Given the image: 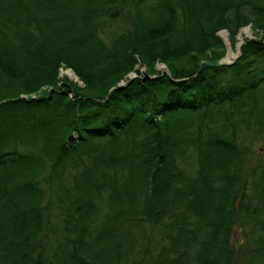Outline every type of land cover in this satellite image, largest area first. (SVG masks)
Returning a JSON list of instances; mask_svg holds the SVG:
<instances>
[{
  "label": "trees",
  "instance_id": "1",
  "mask_svg": "<svg viewBox=\"0 0 264 264\" xmlns=\"http://www.w3.org/2000/svg\"><path fill=\"white\" fill-rule=\"evenodd\" d=\"M116 18L130 28L108 45L98 32ZM245 24L263 35L194 72L224 56L220 29L232 45ZM255 131L264 0H0V264H264V143L247 169L239 134ZM236 221L254 227L244 258L228 247Z\"/></svg>",
  "mask_w": 264,
  "mask_h": 264
},
{
  "label": "rangeland",
  "instance_id": "2",
  "mask_svg": "<svg viewBox=\"0 0 264 264\" xmlns=\"http://www.w3.org/2000/svg\"><path fill=\"white\" fill-rule=\"evenodd\" d=\"M127 28H130V23H127V19H125V18L107 19V21L103 23V29H101L98 33H99V36L103 40H105L109 45L116 35L125 31ZM241 29H246V31H247V32H243L242 41L244 40V38L261 37V35H263L261 33V31L254 29L250 24H245V25L239 27V29L237 30V32L234 36V39H233V42L231 45L229 42V39H228V31L224 28L220 29L217 32V34L222 39L224 46H225V53H224V56L222 57V59H225L228 48H231L232 51L237 50L235 45L237 42L238 32ZM231 59H232V57H230V60ZM153 68L155 69V71H163V72L168 73V69H167L166 65L160 61H156L153 65ZM134 69H136V70L138 69L141 73H144L146 67L144 65H140L138 63L134 66ZM67 70H71L73 72L72 68L65 67V66L61 65L58 68L57 76L62 80L74 81L77 83V85L82 87L83 82L75 74H74L75 78L71 77L67 73ZM136 70H132V71L127 72L124 75V77L121 78V80L118 82V84L125 82L126 78L136 76V74H137ZM45 89H47V88L45 87ZM22 95H26V94H22ZM239 134H240V138H241L242 142L245 144V146H247V149L245 150L246 151V167H247V169H249V167H251V165L256 162V157H257L258 152L260 153V158L263 157V153H262L263 149L261 148V145L264 143L263 136H262L260 131H255V133L249 134L247 136H243L241 133H239ZM248 161L250 163H248ZM181 166L184 169V171L190 170V172H191L194 169L190 166L184 165V163L181 164ZM52 200L54 201V203L59 202V199L56 197V195L53 196ZM99 206H100V208H102V210L106 209V207H107L105 202L100 203ZM61 210H63V209H59V207L56 204L53 205V215L54 216H52V222H53L52 224L55 225L56 232L58 234L61 232H63L65 234V231L63 230V226H62L63 223L61 221V218L57 215V214H59V212ZM99 218H100V215H99ZM165 219L168 221L167 217H165ZM143 223H144L143 225H145V227L144 226L143 227L146 228L145 233L147 235L152 234L155 237H158L159 239L163 236L162 227L160 225L154 223L155 226L150 227L149 224H147L145 222H143ZM127 226L129 227V231L131 233H133L132 237L135 238L133 241H131L132 246L134 245L135 249H139V247L142 246L141 241L142 242L146 241L145 240L146 238L145 237L142 238L140 232L134 230L131 223H129ZM151 228H153V229L151 230ZM253 228L254 227H252V225L250 223H247L245 225H241L238 221H236L232 224L231 230H230V235H229L228 247L230 250H232L233 254L239 255V257L244 258V256L249 252V249H253L254 246L257 245V243L255 242V234H254L255 232L252 231ZM51 239L52 238H50V241H51ZM161 242L166 243L165 241L164 242L161 241ZM156 244H160V241H157ZM151 250L155 251L156 249H155V247L151 246ZM155 252H157V250ZM136 254L138 256V253H136ZM263 260H264V258H262L261 261H263ZM121 261H122L121 264H138L137 258H134V256H132V259L129 256L126 259V261L125 260H124V262H123V260H121ZM248 261H249L248 262L249 264H252L251 258ZM140 264H142V263H140Z\"/></svg>",
  "mask_w": 264,
  "mask_h": 264
},
{
  "label": "bare ground",
  "instance_id": "3",
  "mask_svg": "<svg viewBox=\"0 0 264 264\" xmlns=\"http://www.w3.org/2000/svg\"><path fill=\"white\" fill-rule=\"evenodd\" d=\"M243 32H247L246 29H241L239 32H238V36H237V42H236V48L237 50L236 51H232L231 48L228 49L227 53H226V56H225V61H230V57L234 58L236 53H238V50L240 48V44L242 42V34ZM67 73L71 76V77H74L75 78V75L74 73L71 71V70H67Z\"/></svg>",
  "mask_w": 264,
  "mask_h": 264
},
{
  "label": "water",
  "instance_id": "4",
  "mask_svg": "<svg viewBox=\"0 0 264 264\" xmlns=\"http://www.w3.org/2000/svg\"><path fill=\"white\" fill-rule=\"evenodd\" d=\"M228 49H229V48H228ZM228 49H227V51H228ZM239 53H240V48H239L238 53H236V55H235L234 58L238 57ZM232 61H233V60H231V61H224L223 59H219V60H215V61H202V62H200V63L198 64V66L194 69V72H198V71H199L203 66H205V65H219V64H221V63H230V62H232Z\"/></svg>",
  "mask_w": 264,
  "mask_h": 264
}]
</instances>
